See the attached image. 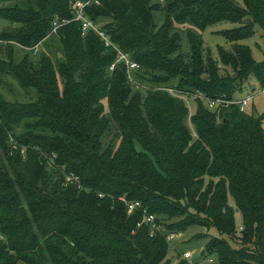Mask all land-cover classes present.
<instances>
[{
  "label": "trees",
  "instance_id": "trees-1",
  "mask_svg": "<svg viewBox=\"0 0 264 264\" xmlns=\"http://www.w3.org/2000/svg\"><path fill=\"white\" fill-rule=\"evenodd\" d=\"M73 1L0 0V18L18 25L0 32V264H170L166 234L190 225L226 236L201 250L219 264H264V113L234 105L216 113L193 96L189 116L183 98L153 87L232 99L251 77L264 86V60L238 43L254 24L264 31V0H99L85 12L115 48L93 31L82 35L76 21L51 32L53 21L72 19ZM220 22L238 24L218 31L230 42L217 54L231 73L203 47L201 32ZM50 35L63 58L14 60V45L31 50ZM117 51L138 65L136 84L123 61L108 79ZM9 81L30 101L9 99ZM112 127L118 144H102ZM204 175L212 177L206 192ZM228 194L241 215V246L233 245ZM121 198L138 201L161 230L137 226L141 209L128 214ZM183 252L176 264H187Z\"/></svg>",
  "mask_w": 264,
  "mask_h": 264
},
{
  "label": "rangeland",
  "instance_id": "rangeland-1",
  "mask_svg": "<svg viewBox=\"0 0 264 264\" xmlns=\"http://www.w3.org/2000/svg\"><path fill=\"white\" fill-rule=\"evenodd\" d=\"M15 1V0H14ZM20 1V0H19ZM22 1V0H21ZM157 1L161 0H150L151 3H157ZM239 5H243L242 0H234ZM22 5V3H20ZM71 2H70V9H71ZM26 7V5H25ZM163 17H161V20ZM17 24H12L9 21L0 18V32H5L9 30L10 28L17 27ZM237 23H231V22H220L215 25L209 26L206 29H204L201 32L202 40H203V47L204 51H210L211 56L216 59L220 64L221 73H231L230 67H224L221 62L219 61V57L217 54V47L222 46L226 49L230 48V42H228L221 34L218 33L220 30L224 29H231L234 27H237ZM182 36V51H186V38L185 33L182 31L180 33ZM239 44L247 45L252 53V57L256 61H262L264 60V31L259 27L258 24H254V33L252 36L247 37L245 39H242L238 41ZM14 60H19L25 53H27L29 56H32L33 58H38L41 54H47L49 55L53 60H57L62 56L63 58V51L61 48V44L59 41V38L56 35H50L46 39H44L41 44L38 46V49L36 51L30 50L29 48H24L19 45H14ZM137 69V68H134ZM132 70V69H131ZM130 70V71H131ZM109 77L110 81L114 80L116 77V73L112 72V70H109ZM249 85H246L243 87V90L236 93V96L238 98H241L245 96L247 93L251 91V88H257L259 87L256 84V81L253 77L249 78ZM167 83V82H166ZM162 83V84H155L153 87L155 89H159L162 91H167L172 86H170V83ZM8 86L10 90L8 91L12 93V97L10 96L9 99H12L15 102H28L30 101V98L28 94H26L24 91H22L17 83L14 81H9ZM187 95L186 97H182L186 107L188 109V115L191 116L194 114L195 109L197 107L195 97ZM15 98V99H14ZM12 101V102H13ZM104 103L105 110H107V99L102 100ZM212 111V110H211ZM108 112V110H107ZM106 112V113H107ZM243 112L245 113H251L253 116L258 117L262 113H264V93H256V95L251 100V103L244 108ZM186 125L188 126L191 133H194V126L192 123H190L189 119H186ZM36 119H30L26 120V123H34ZM23 125V124H22ZM262 128L264 129V119L262 120ZM114 134H118V131L116 129H113L112 132L107 133L102 138V144H108V143H115V146L118 144L119 139L114 138ZM196 137H194L195 139ZM211 176L204 175L203 177V191L206 192L208 184L211 180ZM214 181L217 180V178L213 179ZM228 205H230L234 210V216H235V222H236V232L235 236H233L234 243L233 245L241 246L242 241L240 240V237L244 238L243 235H240V226H241V215L239 210L236 208L235 199L232 197L231 194H228L227 199ZM239 227V228H237ZM199 234H207L206 237H198ZM211 236L215 237H222L226 238L224 234H220L214 227H210L209 229L199 226V225H190L186 227L183 231L177 233V236L174 237L171 241L168 242V252H167V258L170 261V264H176L180 259V253L183 251H192L193 252V260L197 261L201 264H219L217 260V256L215 254L207 255V254H201V250L203 249L206 241H208V238ZM250 247V246H249ZM211 258L212 261H209L208 259Z\"/></svg>",
  "mask_w": 264,
  "mask_h": 264
},
{
  "label": "built area",
  "instance_id": "built-area-1",
  "mask_svg": "<svg viewBox=\"0 0 264 264\" xmlns=\"http://www.w3.org/2000/svg\"><path fill=\"white\" fill-rule=\"evenodd\" d=\"M100 1L99 0H74L73 1V5H72V9H73V17L70 20H66L63 19L61 21H53L52 23V29L51 32L54 33L57 28L65 23H68L69 21H76L79 22L80 24V31L82 35H85L88 31H93L94 33H96L100 39L103 42V45L105 47H114L115 46L111 43L108 35L102 30L100 29L98 23H96L95 21H93L92 19H90L87 15H86V8L91 6V5H99ZM38 44L35 45L33 47L32 50L36 51L38 49ZM118 55H117V59L110 65V69L112 70L115 67V64L117 62L123 61L125 63V65L127 66V79L128 81L136 84V82L133 80L130 70L137 68L138 65L131 61L127 55V53L121 52V51H117ZM170 94L174 95V96H179V97H186L187 95L182 94L181 92L175 90V89H168L167 90ZM256 93H264V86L262 87H257L256 90H252L249 93H247L245 96L241 97V98H232V99H226L224 97H218V98H213V99H208L205 98L201 93L196 92L194 95L191 96H195V97H199L201 98L208 109L218 113L222 108H227L229 106H237L239 108V110L241 112H243L244 108H246V106H248L251 103V100L253 99V97L256 95ZM10 143L12 144V147L15 148V142L12 139V137H10ZM22 153H24V148H22L21 150ZM65 181L66 182H74L78 185V178L73 175V174H68L65 176ZM121 200L125 203L126 205V211L128 214H131L133 211L137 210V209H141L142 212V219L139 220V222L137 223V226H140L142 224H146L148 227V231L150 235L155 234L156 232L161 230L160 225L156 222L155 216L147 213V211L145 209H143L141 207V204L138 201H126L125 199L121 198ZM177 236V233H167L166 234V240L169 242L171 241L174 237ZM181 257L183 259H185L187 261V264H201L197 261L193 260V252L192 251H184L181 254ZM209 261H211V259H209Z\"/></svg>",
  "mask_w": 264,
  "mask_h": 264
}]
</instances>
